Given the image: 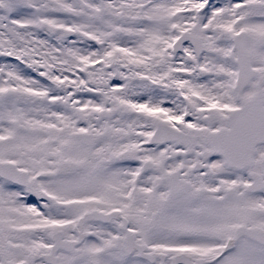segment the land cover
Masks as SVG:
<instances>
[{
  "label": "snow or ice",
  "instance_id": "1",
  "mask_svg": "<svg viewBox=\"0 0 264 264\" xmlns=\"http://www.w3.org/2000/svg\"><path fill=\"white\" fill-rule=\"evenodd\" d=\"M0 264H264V0H0Z\"/></svg>",
  "mask_w": 264,
  "mask_h": 264
}]
</instances>
